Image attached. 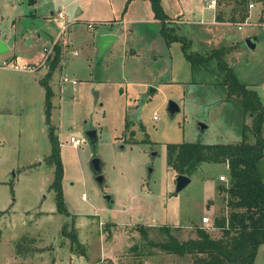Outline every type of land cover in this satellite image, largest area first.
<instances>
[{"label": "rangeland", "instance_id": "1", "mask_svg": "<svg viewBox=\"0 0 264 264\" xmlns=\"http://www.w3.org/2000/svg\"><path fill=\"white\" fill-rule=\"evenodd\" d=\"M207 1L159 0L166 31L202 56L223 49L226 66L264 104V1L249 0L243 21L232 0H215L212 10ZM57 12L64 17L63 33ZM212 15L221 22L211 23ZM160 27L148 0H0V212L6 211L0 217V264H193L191 256L161 260L164 253L148 242L166 240L159 227L172 236L184 232L178 238L188 240L203 228L202 217L208 228L225 214L217 188L226 186L227 169L201 164L176 193L165 146L234 144L243 125L252 144L251 120L238 97H227L215 59L190 66L181 43L166 44ZM104 31L117 39L99 55ZM252 35L258 37L254 49L244 42ZM54 46L58 60L47 80L46 126L39 79L48 64L40 63L45 49L51 48L52 59ZM63 75L76 84L61 83ZM148 86L155 90L146 93ZM168 100L179 107L173 116L166 111ZM198 122L205 126L201 133ZM48 126L59 147L61 194L70 217L55 213L48 191ZM89 129L96 134L94 152L85 136ZM260 134L264 139V122ZM92 156L101 162L102 190L89 168ZM258 167L264 175V153ZM206 205L213 206L208 213ZM63 224L68 231L72 224L81 249L61 236ZM253 264H264V246Z\"/></svg>", "mask_w": 264, "mask_h": 264}, {"label": "trees", "instance_id": "2", "mask_svg": "<svg viewBox=\"0 0 264 264\" xmlns=\"http://www.w3.org/2000/svg\"><path fill=\"white\" fill-rule=\"evenodd\" d=\"M33 2V0H30ZM153 13L161 25L160 33L166 44L172 41L181 43L184 59L190 66L202 64L215 59L217 69L223 73L222 84L227 91V97L236 96L241 101L242 110L251 118L249 132L253 143H246V126L242 127L241 139L234 144L201 145L198 143L168 144L165 146V166L174 172L175 176L190 177L201 164H221L227 167L226 186L218 187L217 192L223 194L225 214L214 217L208 228L197 227L194 237L183 242L169 234L168 228L159 227L158 231L166 234L163 242H148L149 247L156 248L164 254L176 257L191 256L193 264H253L257 249L264 246V175L258 165L263 159L264 139L261 137V125L264 122V106L256 92L247 84L239 82L232 71L222 60L221 50H213L206 56L187 51L188 41L183 37L171 35L166 31L167 16L162 11L159 0H148ZM220 1V0H218ZM235 13L239 18H246V6L249 0H232ZM257 2L264 0H255ZM219 18V17H218ZM231 21H237L232 16ZM48 64V71L39 79L43 88V117L49 125L51 90L47 83L52 69L58 60L57 47ZM49 144V155L46 158L48 166L53 168L52 180L48 191L53 194L55 213L70 217L61 194L62 168L59 160V147L56 136L50 126L46 132ZM6 211L0 212V217ZM213 231L217 232L216 234ZM146 239L145 232L139 230ZM61 236L68 239L70 246L80 248L76 233L71 224L70 230L63 224Z\"/></svg>", "mask_w": 264, "mask_h": 264}, {"label": "water", "instance_id": "3", "mask_svg": "<svg viewBox=\"0 0 264 264\" xmlns=\"http://www.w3.org/2000/svg\"><path fill=\"white\" fill-rule=\"evenodd\" d=\"M115 39H117V37L111 33H104V34L99 35L98 45H97V53L100 55ZM257 40H258V37L254 36V35L247 36L244 38L245 44L250 49H254ZM3 49H5V47L0 42V51H2ZM154 90H155V88H153L152 86H148L146 93L153 92ZM166 111H167L169 116H173L175 112L179 111V107L172 100H168L167 105H166ZM197 127H198L200 133L205 128V126L199 122L197 123ZM85 136H86V138H87V140H88V142L92 148V151L94 152L95 151V144L97 141L94 129H89V131H87L85 133ZM155 155H156V153H151L150 159H153ZM89 168H90V171L93 175L94 182L96 183L98 188L100 190H102L103 186H104V180H103V177L101 175V162H100L99 158H97L96 156H92V158L89 160ZM150 173H151V170L148 169L147 170V178H149ZM189 181H190L189 177H187V176H183V175L175 176V181H174L175 182V192L177 193L180 190H182L189 183ZM104 200H106L107 202H111L109 196H104Z\"/></svg>", "mask_w": 264, "mask_h": 264}, {"label": "built area", "instance_id": "4", "mask_svg": "<svg viewBox=\"0 0 264 264\" xmlns=\"http://www.w3.org/2000/svg\"><path fill=\"white\" fill-rule=\"evenodd\" d=\"M214 5H215V0H208L205 3V7L206 8H213ZM249 6L251 7V4ZM54 16L60 20V22H61L60 33H63L66 30V26L62 22L63 19H64L62 13L61 12H57V13L54 14ZM87 27L90 28L91 27L90 24H88ZM237 29H240V27L238 26ZM50 50H51V48L44 50L45 53L42 56V60H41L40 65H42L44 63L47 64L46 60H47V57H48V55L50 53ZM73 54H76V52L74 51ZM12 67H13V69H22V70H33V69L36 68L34 65H32V66H30V65H26V66L25 65H21L20 68H19L16 64H14ZM60 82L63 83V84H70L71 86L76 84V81L74 79L68 78L65 75L61 76ZM69 143H70L71 147L76 148L77 142H76L75 139L70 137L69 138ZM219 180L220 181H224V179L222 177H220ZM207 223H208V219L206 217H202L200 219V224L202 226H206Z\"/></svg>", "mask_w": 264, "mask_h": 264}, {"label": "crops", "instance_id": "5", "mask_svg": "<svg viewBox=\"0 0 264 264\" xmlns=\"http://www.w3.org/2000/svg\"><path fill=\"white\" fill-rule=\"evenodd\" d=\"M214 8V7H213ZM213 8H207V9H213ZM52 14V13H51ZM54 15V14H53ZM52 15V16H53ZM200 23H202L201 21H199ZM219 22H221L220 20H216V18L214 19V15H212V20H211V23H213V24H216V23H219ZM111 33V34H114L113 32H111V31H104V32H101L99 35H101V34H103V33ZM257 42H258V40H257ZM256 42V43H257ZM255 46H256V44H255ZM255 48V47H254ZM41 59V58H40ZM254 90V89H253ZM255 91V90H254ZM262 103V102H261ZM262 105L264 106V104L262 103ZM250 117V116H249ZM250 120H251V118H250ZM240 139H241V135L239 136H237L236 137V142H238V141H240ZM264 153V152H263ZM224 167L227 169V167L224 165ZM220 177H222L223 179L225 178V177H223V176H219L218 177V179L220 178ZM209 201H211V200H207L206 202H209ZM213 209V206L212 205H209L208 207H207V205H206V210H205V212L206 213H208V212H210L211 210ZM183 233L184 232H177L173 237L176 239V240H178L179 242H183V241H186V240H180L178 237H181L182 235H183ZM171 235H173V234H171ZM189 239H191V237H189ZM80 256H82V255H78V257H80ZM175 257L176 256H174V255H169V254H164V255H161L159 258L161 259V260H164V261H169V262H174L175 260H173V259H175ZM113 259H110V261H112ZM113 264H116V263H114L113 262ZM118 264V263H117Z\"/></svg>", "mask_w": 264, "mask_h": 264}, {"label": "flooded vegetation", "instance_id": "6", "mask_svg": "<svg viewBox=\"0 0 264 264\" xmlns=\"http://www.w3.org/2000/svg\"><path fill=\"white\" fill-rule=\"evenodd\" d=\"M104 196V195H103Z\"/></svg>", "mask_w": 264, "mask_h": 264}]
</instances>
